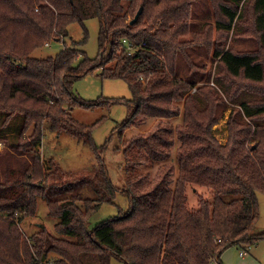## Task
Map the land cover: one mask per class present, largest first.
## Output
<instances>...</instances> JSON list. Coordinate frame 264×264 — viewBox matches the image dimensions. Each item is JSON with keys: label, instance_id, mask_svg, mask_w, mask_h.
Wrapping results in <instances>:
<instances>
[{"label": "trees", "instance_id": "trees-1", "mask_svg": "<svg viewBox=\"0 0 264 264\" xmlns=\"http://www.w3.org/2000/svg\"><path fill=\"white\" fill-rule=\"evenodd\" d=\"M197 1L0 0V131L16 126L17 132L13 139L0 135V212L10 217L0 218V264H47L52 255L55 264H112L114 258L125 264H222L228 249L262 237L255 229L258 194H264V0H213L216 25L195 31ZM90 19L100 24L95 60L81 50ZM246 20L251 23L243 32L260 46L254 52L228 43L231 33L240 37ZM76 25L83 40L72 36ZM56 44L62 46L56 56H32ZM201 46L215 61L214 72L193 61L190 49ZM93 71L128 85L132 113L124 129L141 119L164 124L181 117L172 187L174 171L148 193L150 176H141L131 161L124 170L127 190L107 179L106 186H96L95 200L78 195L52 201L51 175L40 153L48 126L101 156L92 137L84 141L96 124L80 123L71 113L106 103L86 102L73 90ZM228 110V141L221 144L214 128ZM153 140L133 141L126 159L136 160L142 147L148 165L168 161L175 145L171 125L167 136ZM189 187L212 191L213 201L200 198L190 209ZM121 192L128 211L93 226L94 216L104 205H116ZM40 201L56 221L57 235L41 225L28 236L13 218L36 217Z\"/></svg>", "mask_w": 264, "mask_h": 264}, {"label": "rangeland", "instance_id": "rangeland-1", "mask_svg": "<svg viewBox=\"0 0 264 264\" xmlns=\"http://www.w3.org/2000/svg\"><path fill=\"white\" fill-rule=\"evenodd\" d=\"M245 1L243 0L242 4ZM196 3L194 18H196L195 21L198 23L193 30H199L205 23L215 26L216 16L213 9L215 8L213 0H198ZM250 23L246 20L242 27L239 28L240 37L238 39L234 37V33H231L228 39L229 44H232L237 50L242 52H254L260 48L257 40L251 34L243 32ZM86 29L88 32L87 42L81 50L90 59L95 60L100 53L99 21L90 19L86 22ZM72 36L80 41L84 39L85 32L82 27L76 25L72 28ZM47 46L45 45L43 48L34 51L32 56L39 59L54 57L62 49L59 44ZM205 50L202 46L199 48L192 47L190 49L191 57L197 64H203L208 70L212 69L214 72L216 63L211 57L206 55ZM179 65L181 66L179 73L184 78L188 74L186 70L185 72L183 70V68L186 69V63L180 59ZM73 90L81 100L86 102H106L101 106H93L91 109L76 107L71 111L74 119L78 122L91 127L96 124L91 134H85L84 141L89 142L92 137L96 146L103 148V152L100 151L101 156H97L90 145L77 141L67 133L58 134L53 132L48 126L40 153L42 154L43 163L47 166L51 175L49 184L52 189L49 190L48 194L52 196V201L67 200L72 196L78 195L95 200L98 197L96 186H106L107 179L112 181L113 187L118 191L120 188L127 190L128 186L125 185L126 176L124 170L131 164H138L136 166L137 169L139 168L141 176H150L152 187H147L148 193L151 194L156 185L163 184L164 180L174 171L173 177L170 176V178L172 177L170 187L173 186L177 176V152L180 146L178 127L182 125L181 117L176 116L169 121H164V124L154 119H141L137 120L140 123L134 127L124 129L122 124L132 113V109L127 103L132 98V95L126 82L118 79L103 78L100 76V71H93L76 81ZM179 107L182 112L183 105L181 104ZM229 115L230 110L226 112L225 118L214 128V134L221 144H226L228 141L227 121ZM2 122L3 117L0 116V126ZM168 122L171 124H168ZM170 125L175 132V145L168 161L156 165H148L144 158L146 152H144L145 149H142V147L141 150L143 151H140V157L137 156L134 161L126 159L125 150L127 147L129 148L133 141L145 138L147 141L155 143L153 139L168 135ZM16 133V126L14 129L13 127H8L0 131L1 136L4 135V138L9 139L15 138ZM2 149L3 146L0 145V152ZM141 154L144 155L141 156ZM131 161L132 163L127 165V162ZM124 192L116 195V205L106 204L102 207L101 211L94 216L93 226L97 222L119 216L121 213L128 211L129 200L122 194ZM187 196L190 209L198 208L200 198H205L209 201L214 199L212 191L201 187H189ZM232 198L227 197V200ZM258 198L260 218L255 233L262 237H259L258 242L251 246L239 249L231 247L228 249L221 257L222 264H264V194L259 193ZM55 223L56 221L48 215L45 201H40L36 217L24 219L19 227L28 236L39 231L41 225L55 234ZM56 258L57 256H50L49 260L47 259V264H55ZM112 264L125 263L114 258Z\"/></svg>", "mask_w": 264, "mask_h": 264}, {"label": "built area", "instance_id": "built-area-1", "mask_svg": "<svg viewBox=\"0 0 264 264\" xmlns=\"http://www.w3.org/2000/svg\"><path fill=\"white\" fill-rule=\"evenodd\" d=\"M128 45V44H127ZM132 50V47H131V45L130 46H128V51H131ZM195 91V90H194ZM10 218L9 216H7V215H4V214H2L1 212H0V218ZM14 219H15V221H16V223L19 225V226H21V221H20V218H21V216L19 215V214H17L16 213V215L13 217ZM241 255H243V254H241ZM216 264H218V263H216Z\"/></svg>", "mask_w": 264, "mask_h": 264}, {"label": "water", "instance_id": "water-1", "mask_svg": "<svg viewBox=\"0 0 264 264\" xmlns=\"http://www.w3.org/2000/svg\"><path fill=\"white\" fill-rule=\"evenodd\" d=\"M139 15H140V12L137 14L136 18L131 22V24H133L134 22L138 20Z\"/></svg>", "mask_w": 264, "mask_h": 264}, {"label": "crops", "instance_id": "crops-1", "mask_svg": "<svg viewBox=\"0 0 264 264\" xmlns=\"http://www.w3.org/2000/svg\"><path fill=\"white\" fill-rule=\"evenodd\" d=\"M223 256V255H222Z\"/></svg>", "mask_w": 264, "mask_h": 264}]
</instances>
